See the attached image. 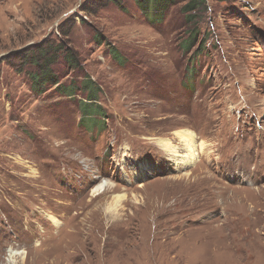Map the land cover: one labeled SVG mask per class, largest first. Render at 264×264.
<instances>
[{
	"label": "rangeland",
	"instance_id": "rangeland-1",
	"mask_svg": "<svg viewBox=\"0 0 264 264\" xmlns=\"http://www.w3.org/2000/svg\"><path fill=\"white\" fill-rule=\"evenodd\" d=\"M185 3L149 24L134 0H0V264H264V0ZM38 47L61 83L96 84L100 132L79 87L32 89ZM176 130L187 165L159 144Z\"/></svg>",
	"mask_w": 264,
	"mask_h": 264
},
{
	"label": "trees",
	"instance_id": "trees-1",
	"mask_svg": "<svg viewBox=\"0 0 264 264\" xmlns=\"http://www.w3.org/2000/svg\"><path fill=\"white\" fill-rule=\"evenodd\" d=\"M111 1L124 8L123 0ZM205 2L206 0H187V3L180 7V10L182 11V9H184L185 11L183 13L187 14V12L189 13L202 7ZM176 3H178V0H134L135 6L149 24L163 22L165 13L172 7V4L176 5ZM187 17L188 21H191L194 16L189 14ZM100 37V34L95 35V38L98 40ZM196 42H199L198 33L194 29H191L188 37L184 38L182 44L185 50H189ZM203 42L204 40L199 43L194 54L200 48H203ZM116 53L115 50L112 51V54L120 59L121 57L116 55ZM23 55L24 63L34 67L33 70L27 71V74L31 80V87L36 93L44 92L46 85L50 84L57 86L61 94L69 95L73 98L76 94V89L79 87L82 92L86 94L84 99L77 100L82 115L79 126L90 133H98L103 129L102 119L105 118V112L98 102L99 89L92 79L84 78L81 84L77 85L73 82L70 85H66L60 82L58 74L53 70V64L56 59L54 53L50 54L46 49L38 47L35 51L26 50ZM63 58L70 66L75 67L78 64L75 55L67 50L63 53ZM186 72H188V76L191 77L192 68L188 69Z\"/></svg>",
	"mask_w": 264,
	"mask_h": 264
},
{
	"label": "bare ground",
	"instance_id": "bare-ground-1",
	"mask_svg": "<svg viewBox=\"0 0 264 264\" xmlns=\"http://www.w3.org/2000/svg\"><path fill=\"white\" fill-rule=\"evenodd\" d=\"M179 139V143L175 144L174 141ZM159 144L162 145V148L165 150L168 155L172 157V160H174L175 163H180L182 165H187L194 160L197 159L199 156V153L197 151L198 144L195 139V135L189 133L186 130H176L174 132V136L167 137L159 141ZM202 148V146H201ZM100 188V191L104 190L105 187ZM99 193V192H98ZM116 204V202H114ZM110 211H108L110 217H114L115 214L119 213L118 205H112L108 208ZM116 217V216H115ZM52 221L56 224H58V220L56 218H53ZM25 251H19V250H13L10 249L9 251V262L14 264L16 262V258L18 256H22L23 261L25 260Z\"/></svg>",
	"mask_w": 264,
	"mask_h": 264
}]
</instances>
